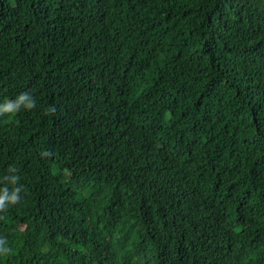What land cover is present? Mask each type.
Segmentation results:
<instances>
[{"label":"trees","instance_id":"16d2710c","mask_svg":"<svg viewBox=\"0 0 264 264\" xmlns=\"http://www.w3.org/2000/svg\"><path fill=\"white\" fill-rule=\"evenodd\" d=\"M22 92L0 264H264V0H0Z\"/></svg>","mask_w":264,"mask_h":264},{"label":"clouds","instance_id":"9594fccd","mask_svg":"<svg viewBox=\"0 0 264 264\" xmlns=\"http://www.w3.org/2000/svg\"><path fill=\"white\" fill-rule=\"evenodd\" d=\"M37 107V102L30 92H22L16 98L8 99L0 102V116L12 115L19 113L21 110L31 111ZM57 109L54 105L48 106L44 109V114L52 116ZM45 153H42L44 155ZM14 166H10L8 174L0 178V213H6L10 206H15L21 202L22 193L26 189L20 182V176ZM6 217L0 215V220H5ZM11 249L7 246L6 238H0V255H8Z\"/></svg>","mask_w":264,"mask_h":264},{"label":"bare ground","instance_id":"6f19581e","mask_svg":"<svg viewBox=\"0 0 264 264\" xmlns=\"http://www.w3.org/2000/svg\"><path fill=\"white\" fill-rule=\"evenodd\" d=\"M68 1V0H67ZM40 113V112H39Z\"/></svg>","mask_w":264,"mask_h":264}]
</instances>
